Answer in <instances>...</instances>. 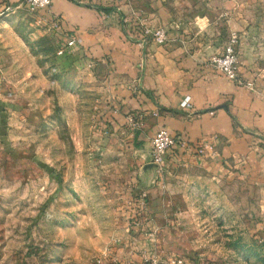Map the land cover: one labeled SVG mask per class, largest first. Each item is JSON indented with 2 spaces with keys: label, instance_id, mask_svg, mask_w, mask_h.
Listing matches in <instances>:
<instances>
[{
  "label": "rangeland",
  "instance_id": "374dc122",
  "mask_svg": "<svg viewBox=\"0 0 264 264\" xmlns=\"http://www.w3.org/2000/svg\"><path fill=\"white\" fill-rule=\"evenodd\" d=\"M102 2L130 39L162 28L207 55L235 35L234 84L264 95V0ZM75 37L24 7L0 15V264H107L122 199L143 182L129 144L138 115L114 112L101 61L64 49ZM198 155L177 160L172 147L159 167L151 153L146 162L167 251L185 264H264V179L214 171Z\"/></svg>",
  "mask_w": 264,
  "mask_h": 264
},
{
  "label": "crops",
  "instance_id": "0c3cea01",
  "mask_svg": "<svg viewBox=\"0 0 264 264\" xmlns=\"http://www.w3.org/2000/svg\"><path fill=\"white\" fill-rule=\"evenodd\" d=\"M22 1L0 0V13L5 7H20ZM71 1L52 0L41 15L56 20L65 32L80 39V52L101 61L114 112H135L132 117L138 115L141 123L132 131L129 144L138 146L137 173L143 182H137L122 199L119 232L106 263L153 264L155 259L167 264L170 258L181 259L167 251V239L160 236L162 226L156 223L161 212L151 199L154 168L146 169L151 165L146 163L150 161V140L157 130H166L181 140L173 147L177 160L202 158L197 150L205 144L213 148V154H206L203 160L214 171L222 173L229 168L247 180L264 179V95L258 89L250 92L237 86L216 72L208 60L217 51L205 55L194 48L196 38L192 40V35H168L162 46L130 39L114 27V11L101 9L111 4ZM186 97L190 101L183 107ZM122 118L128 124V117ZM141 191L147 193L148 222L134 226V206L128 202Z\"/></svg>",
  "mask_w": 264,
  "mask_h": 264
},
{
  "label": "built area",
  "instance_id": "2783aa9c",
  "mask_svg": "<svg viewBox=\"0 0 264 264\" xmlns=\"http://www.w3.org/2000/svg\"><path fill=\"white\" fill-rule=\"evenodd\" d=\"M52 0H23L20 4V7H24L28 13L34 16L35 22L47 29L48 31H59L60 26L56 20L49 21L40 13L46 9H48L51 5ZM9 7H5L3 12L9 10ZM0 13V15L3 14ZM140 41L145 42L146 40H150L156 45L162 46L165 45L168 41V35L166 31L162 28H146L143 27L139 33ZM136 36V35H135ZM236 44L237 39L235 35H231L227 44L223 48L220 54L213 55L209 58V65L222 76H224L229 81L235 84H241L239 81V77L237 74L238 67V57L236 53ZM65 50H73V49H81L82 43L78 38H69L67 39L65 45L63 46ZM247 88L251 87L250 83H246L244 85ZM190 101L189 97H186L184 102L182 103L183 107H185ZM134 126H137L134 123ZM178 142L181 143V140L174 135L170 134L168 131L159 129L155 132L154 136L151 139V161L156 166L159 167L164 160L165 153L172 147H174ZM198 154L206 155L213 154V148L209 145H201L198 150ZM129 205L134 206V217L133 225L139 226L141 223L148 222L147 216V193L145 191L138 192L137 196L131 199L128 202ZM153 233V232H152ZM153 264H159L155 259H152ZM117 264H129L124 262H117ZM167 264H185L183 260L179 258H170L167 260Z\"/></svg>",
  "mask_w": 264,
  "mask_h": 264
},
{
  "label": "trees",
  "instance_id": "16d2710c",
  "mask_svg": "<svg viewBox=\"0 0 264 264\" xmlns=\"http://www.w3.org/2000/svg\"><path fill=\"white\" fill-rule=\"evenodd\" d=\"M136 28V27H135ZM136 30H138V27L136 28ZM139 31V30H138ZM138 33H140V31L138 32Z\"/></svg>",
  "mask_w": 264,
  "mask_h": 264
}]
</instances>
